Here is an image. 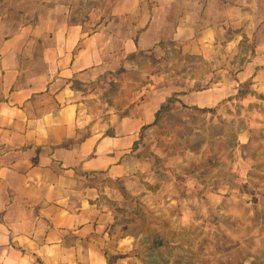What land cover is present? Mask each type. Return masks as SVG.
I'll list each match as a JSON object with an SVG mask.
<instances>
[{"label": "crops", "instance_id": "0c3cea01", "mask_svg": "<svg viewBox=\"0 0 264 264\" xmlns=\"http://www.w3.org/2000/svg\"><path fill=\"white\" fill-rule=\"evenodd\" d=\"M200 1L0 0V264H133V237L113 226L119 214L154 200L157 216L180 222L207 207L203 153L195 174L180 153L164 158L157 117L178 93L187 111L230 109L232 124L257 112L264 0H216L221 23ZM165 30L168 46L204 61L209 48L246 39L254 51L229 81L189 93L153 68Z\"/></svg>", "mask_w": 264, "mask_h": 264}, {"label": "rangeland", "instance_id": "374dc122", "mask_svg": "<svg viewBox=\"0 0 264 264\" xmlns=\"http://www.w3.org/2000/svg\"><path fill=\"white\" fill-rule=\"evenodd\" d=\"M215 3L216 0H208L207 17L221 23L222 14L217 13ZM198 5L189 8L195 10ZM164 35L165 44L161 42L149 56L153 68L167 74L162 75V83L173 82L189 93L229 81L226 77L242 70L254 51L246 39L238 47L209 48V59L204 61L185 54L179 45L168 46L173 43L167 38L170 32L165 30ZM148 63L144 62L146 70L152 68ZM130 77L139 76L131 73ZM251 84L245 81L240 86L250 89ZM129 86L130 90L133 85ZM178 95L185 94L173 96L170 109L159 119L161 155L168 158L180 153L187 171L195 174L200 166L197 156L203 153L200 179L205 182L202 193L207 207L195 205L180 222L171 219V211H165L164 217L157 216L148 203L154 200L145 201L138 213L119 214L120 235L134 240L131 263L135 264L137 256L141 264H264V102L256 113L246 114L239 124H232L235 118L229 116L230 109L227 117L218 116L214 108L208 112L187 111ZM249 120L250 139L243 143L247 139L241 135ZM226 130L230 134L220 141L217 137ZM210 158L216 160L214 165L209 163ZM202 190L203 187L194 188L193 195ZM132 208L127 204L124 209Z\"/></svg>", "mask_w": 264, "mask_h": 264}, {"label": "trees", "instance_id": "16d2710c", "mask_svg": "<svg viewBox=\"0 0 264 264\" xmlns=\"http://www.w3.org/2000/svg\"><path fill=\"white\" fill-rule=\"evenodd\" d=\"M172 101H173V99H169V101H168V104L166 105V106H163L162 108H161V110H160V112H159V115H158V119H160V116L164 113V112H167L169 109H170V107H171V104H172ZM198 112H205V111H212V110H209V109H198L197 110ZM120 224L121 223H116L115 225H113L116 229L120 226ZM113 227V228H114ZM164 242H162V241H160V245H162V246H164Z\"/></svg>", "mask_w": 264, "mask_h": 264}]
</instances>
